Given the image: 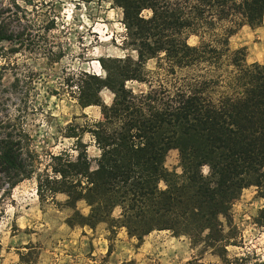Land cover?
Here are the masks:
<instances>
[{
    "label": "trees",
    "instance_id": "16d2710c",
    "mask_svg": "<svg viewBox=\"0 0 264 264\" xmlns=\"http://www.w3.org/2000/svg\"><path fill=\"white\" fill-rule=\"evenodd\" d=\"M111 1L122 9L127 43L137 58H108L110 66L99 60L104 78L81 73L79 103L101 108L100 119L86 131L101 154L94 168L86 147L74 159L50 156L53 176L46 175L45 187L67 195L74 211L70 226L104 222L139 242L155 230L192 242L220 241V218L230 216L244 188L256 186L264 198V63L249 64L245 48L230 47L242 27L262 25L264 0ZM8 5L0 11L19 9L16 0ZM12 15L28 26L18 10ZM21 33L0 20V42ZM190 36L198 44H189ZM154 58L162 72L157 85L144 70ZM128 81L146 89L135 91ZM102 88L113 94L110 106L99 97ZM1 128L0 187L7 184L8 190L34 170L26 164L29 149L22 137ZM172 149L180 173L164 166ZM80 200L89 206L86 216L76 208Z\"/></svg>",
    "mask_w": 264,
    "mask_h": 264
},
{
    "label": "rangeland",
    "instance_id": "374dc122",
    "mask_svg": "<svg viewBox=\"0 0 264 264\" xmlns=\"http://www.w3.org/2000/svg\"><path fill=\"white\" fill-rule=\"evenodd\" d=\"M11 0H0L1 8ZM19 9L4 11L0 20L20 38L0 42V127L23 139L29 149L26 164L34 173L14 188L0 187V264H264V198L259 188H244L230 216L220 218L221 240L192 242L169 231H152L142 241L124 228L70 226L74 211L64 193L46 189L53 176L50 156L67 153L74 159L86 147L95 167L100 150L86 132L101 117L97 105L82 107L78 99L81 73L105 77L99 60H136L128 45L122 9L111 0H16ZM18 10L23 27L12 13ZM147 14V12H144ZM25 15V18L24 16ZM199 38L190 36L196 45ZM231 49L245 48L247 63H264V18L261 26L242 27L230 38ZM157 59L144 64L157 85L162 72ZM135 91L146 85L126 82ZM99 97L110 106L113 94L102 88ZM68 135H75L70 137ZM31 164V165H30ZM169 172L180 173L179 154L170 150L164 161ZM207 173V168H203ZM40 185L41 197L37 195ZM164 188V183H159ZM86 216L85 200L76 202ZM120 209L112 216L117 218Z\"/></svg>",
    "mask_w": 264,
    "mask_h": 264
}]
</instances>
